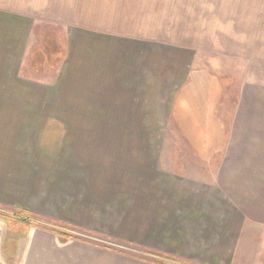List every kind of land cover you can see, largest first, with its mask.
I'll use <instances>...</instances> for the list:
<instances>
[{"label": "crops", "instance_id": "1", "mask_svg": "<svg viewBox=\"0 0 264 264\" xmlns=\"http://www.w3.org/2000/svg\"><path fill=\"white\" fill-rule=\"evenodd\" d=\"M203 9L0 0V264H258L264 92L248 81L236 104L222 99L197 42L233 33L218 20L204 33Z\"/></svg>", "mask_w": 264, "mask_h": 264}, {"label": "rangeland", "instance_id": "2", "mask_svg": "<svg viewBox=\"0 0 264 264\" xmlns=\"http://www.w3.org/2000/svg\"><path fill=\"white\" fill-rule=\"evenodd\" d=\"M202 1L204 3V20H202L204 33H210L211 30H215V20H218V29L224 31L223 25H226L227 27H225V31L233 33L232 37L229 38L226 35L221 34L214 42L206 40L197 42L198 47H203L204 56L202 59V67L210 71V77H215L212 78V81L215 82V80H220V82L224 84L223 86H225L222 99L226 103L230 104L234 102L236 104V98L238 96L240 97L242 88H244L245 83L248 81L249 84L261 81V87L264 92V0ZM212 2L213 4L217 3L219 7L212 8ZM222 2L228 6H223ZM162 21L163 20H158L159 23H162ZM156 28H161V26L158 25ZM171 32H173V30H171ZM46 68L50 70L49 67ZM51 69L53 71L46 72L48 75L45 76L44 79L47 81H49L54 75V67H51ZM207 77V73L204 75L203 80L199 77V75H192L190 80L194 84V81H198L199 79L200 81H208L209 78ZM201 84H204V82H201ZM220 89L221 88L218 87V92H220ZM45 91L46 89L42 88L43 95H50V90H48V93ZM220 99L219 93L212 95V103L213 101ZM190 116L194 120V114H191ZM194 123L198 126L192 124L190 129L201 128V123L198 122V120ZM202 127H204V125ZM16 214L18 216H14L15 218L10 219L27 221L38 227L52 229L55 233L65 235L66 237L74 240L93 242L101 246H106L105 244H108L106 247H109V249L113 251H119L123 254L134 255L137 257L141 256L137 254L140 253L145 256V252H140L133 248L119 246L113 243L103 244L100 240L95 241L85 235L77 234L75 231L65 226L48 224L23 214ZM262 237V233L256 231L252 238H248V242L255 245V247L248 246L247 244L245 245L248 253H250V251L254 253V251L262 249L257 248ZM258 255L260 257L257 259V263L260 264L263 262L264 256L261 253H258Z\"/></svg>", "mask_w": 264, "mask_h": 264}, {"label": "trees", "instance_id": "3", "mask_svg": "<svg viewBox=\"0 0 264 264\" xmlns=\"http://www.w3.org/2000/svg\"><path fill=\"white\" fill-rule=\"evenodd\" d=\"M29 223V222H28Z\"/></svg>", "mask_w": 264, "mask_h": 264}]
</instances>
